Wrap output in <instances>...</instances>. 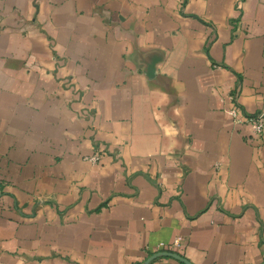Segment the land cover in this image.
Listing matches in <instances>:
<instances>
[{
  "label": "crops",
  "instance_id": "crops-1",
  "mask_svg": "<svg viewBox=\"0 0 264 264\" xmlns=\"http://www.w3.org/2000/svg\"><path fill=\"white\" fill-rule=\"evenodd\" d=\"M232 92L264 110V0H0V264H263Z\"/></svg>",
  "mask_w": 264,
  "mask_h": 264
},
{
  "label": "built area",
  "instance_id": "built-area-1",
  "mask_svg": "<svg viewBox=\"0 0 264 264\" xmlns=\"http://www.w3.org/2000/svg\"><path fill=\"white\" fill-rule=\"evenodd\" d=\"M226 99L229 101V113L232 116L233 122L249 125L255 135L260 138L264 137V110L252 114L247 113L242 107L237 94L233 92L229 93ZM89 159L92 162H98L100 160V153L95 152ZM181 242L180 238H176L171 243L162 242L153 247H148V249L151 255L163 251L177 252L181 247Z\"/></svg>",
  "mask_w": 264,
  "mask_h": 264
},
{
  "label": "water",
  "instance_id": "water-1",
  "mask_svg": "<svg viewBox=\"0 0 264 264\" xmlns=\"http://www.w3.org/2000/svg\"><path fill=\"white\" fill-rule=\"evenodd\" d=\"M163 256L174 258V259H176V260H178V261H180V262H182L184 264H193L187 258L185 259L179 253L173 252V251H163V252H159V253L153 254L146 260V263H148V262H150V261H152V260H154L156 258L163 257Z\"/></svg>",
  "mask_w": 264,
  "mask_h": 264
}]
</instances>
